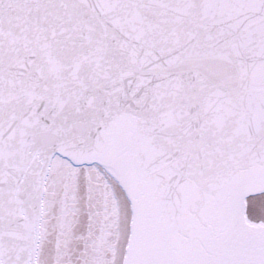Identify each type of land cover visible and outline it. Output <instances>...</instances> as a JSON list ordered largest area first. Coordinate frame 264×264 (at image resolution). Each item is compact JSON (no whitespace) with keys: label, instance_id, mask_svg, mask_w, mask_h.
I'll list each match as a JSON object with an SVG mask.
<instances>
[{"label":"snow or ice","instance_id":"6c2138e0","mask_svg":"<svg viewBox=\"0 0 264 264\" xmlns=\"http://www.w3.org/2000/svg\"><path fill=\"white\" fill-rule=\"evenodd\" d=\"M0 264H264V0H0Z\"/></svg>","mask_w":264,"mask_h":264}]
</instances>
